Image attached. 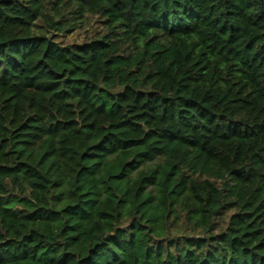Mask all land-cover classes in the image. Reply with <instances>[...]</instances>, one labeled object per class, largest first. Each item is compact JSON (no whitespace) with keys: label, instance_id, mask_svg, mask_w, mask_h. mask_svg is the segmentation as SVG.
I'll list each match as a JSON object with an SVG mask.
<instances>
[{"label":"trees","instance_id":"trees-1","mask_svg":"<svg viewBox=\"0 0 264 264\" xmlns=\"http://www.w3.org/2000/svg\"><path fill=\"white\" fill-rule=\"evenodd\" d=\"M0 264H264V0H0Z\"/></svg>","mask_w":264,"mask_h":264},{"label":"rangeland","instance_id":"rangeland-1","mask_svg":"<svg viewBox=\"0 0 264 264\" xmlns=\"http://www.w3.org/2000/svg\"><path fill=\"white\" fill-rule=\"evenodd\" d=\"M104 30V25L102 21H100L99 18L97 17H87V19L84 21V24L73 34L71 35H64V34H53V33H48L50 37H55V39L62 45L64 46H70L73 44H81L85 40L94 38L96 35L100 34ZM39 32L43 33L46 30L40 29L38 30ZM10 206V205H8ZM232 214L231 211L229 210H224L221 215L217 219V228L215 232H221L224 231L228 219L230 215ZM179 233L177 231H174L173 236L178 235Z\"/></svg>","mask_w":264,"mask_h":264}]
</instances>
